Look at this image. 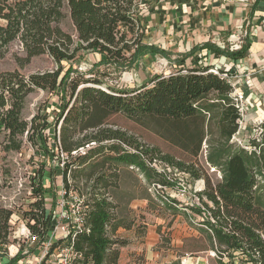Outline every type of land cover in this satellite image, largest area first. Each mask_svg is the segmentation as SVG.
Listing matches in <instances>:
<instances>
[{"label": "trees", "instance_id": "16d2710c", "mask_svg": "<svg viewBox=\"0 0 264 264\" xmlns=\"http://www.w3.org/2000/svg\"><path fill=\"white\" fill-rule=\"evenodd\" d=\"M159 1L0 0V59L18 45L23 54L16 55L21 67L43 55L56 63V69L30 75L17 69L0 72V152H20L25 142L30 143L51 164L58 161L51 174L61 168L66 197L76 192L83 199L82 225H71L66 236L52 242L50 252L70 248L68 264H118V246L123 243L113 236L120 227L131 228L127 213H133L126 202L125 217H121L120 205L113 201L120 168L143 176V198L149 209L156 203L149 192L152 188H179L176 179L159 170L161 165L176 167L194 180L202 174L194 164L159 155L156 148L114 129L110 120L123 115L151 127L194 157L205 142L207 162L220 172V181L206 178L204 189L196 193L202 206H187L202 218L196 227L199 236L185 238L176 250L192 255L213 250L220 264H264V141L254 137L249 148L232 141L242 115L229 80L233 67L220 64L224 58L242 61L250 44L246 40L233 50L206 41L175 55L146 38L149 15ZM66 19L73 32L63 28ZM90 53L98 59L89 71L94 76L87 77L78 66ZM145 55L164 58L171 72L130 88L105 81L108 70L133 69ZM101 66L104 73L99 71ZM38 89L57 98L54 124L45 125L38 115L24 116L29 95ZM89 144L85 154L73 155ZM57 151L65 154L64 160ZM45 172H35L29 191L33 201L23 213L36 237L28 252L38 251L37 257L51 235L58 205L56 197L48 195L53 189L46 185ZM69 175L85 177L86 196L70 188ZM9 176L10 170L0 165V189ZM49 198H53L50 206ZM168 200L167 208L174 215L181 213L182 204ZM13 215L14 210L0 199L1 264H19L28 256L22 249L14 256L8 253ZM158 233L163 237L161 227Z\"/></svg>", "mask_w": 264, "mask_h": 264}, {"label": "rangeland", "instance_id": "374dc122", "mask_svg": "<svg viewBox=\"0 0 264 264\" xmlns=\"http://www.w3.org/2000/svg\"><path fill=\"white\" fill-rule=\"evenodd\" d=\"M63 28L69 32L74 31L69 19L63 23ZM148 37L154 38L155 36L152 32H148ZM166 46L169 51L175 55L178 54V51L171 50L170 46ZM16 55L22 56L23 54L18 45H13L10 52L3 59H0V72L17 69L24 75H30L56 69V63L49 56L34 57L29 64L21 67ZM96 59L98 57L90 53L85 60L79 63L78 69L87 74V77L94 76V74H89V71ZM171 67L170 63L160 56L145 55L133 69L123 73H117L111 69L108 70L110 73L108 76L107 74L104 75H106L105 81L110 85L130 88L140 86L145 80L156 74H168L172 70ZM99 71L104 73L105 67L101 66ZM233 84L237 85V82H233ZM253 93L255 96L253 103L261 104L259 107L261 112L252 105L253 103L246 100L247 111L241 116L238 132L232 139L240 147L249 148V142L254 137L264 141V91H258V93L254 91ZM56 101L57 98L52 96L51 92L35 90L28 97L24 116L31 119L38 115L40 121L45 125L54 124L56 109H58ZM110 123L109 126L114 129H121L128 135L135 136L139 142L156 148L159 155H168L185 164H194L195 169H198L199 173L202 174V178L198 180L184 177V183L179 185V188L166 187L157 190L152 188L149 192L155 197L156 203L153 209H149L148 201L143 198L144 187H146L143 176L135 171L131 172V170L120 168L118 186L112 190L113 201L120 205V210L117 213L121 217H125L126 202H129L133 213H127V224L131 225V228L120 227L113 236L120 243H123L118 246L120 250L118 264H220V260L213 250L196 252L193 255L176 250L183 246L185 238L199 236L196 227L199 226L198 223L202 221V218L187 206L193 204L202 206L196 193L204 189L206 178H209L212 183L220 181L221 174L219 171L207 162L208 145L204 142L200 154L194 157L165 140L151 127L140 125L123 115L114 116ZM56 153H59L60 157L65 156L60 151ZM57 162L54 160L51 164L49 160L37 153L36 148L28 142L24 143L20 152L9 154L0 152V165L4 170H10V176L4 178L7 179L5 180L7 182L0 189V197H6L7 202L16 207V215L11 224V243L7 248L10 255L17 254L21 249L29 255L28 249L29 246H32L26 235H23L24 224L27 226L28 222L23 213L29 211V204L33 201L30 198L29 190L37 170L44 169L46 171V185H52L53 189L48 195L56 197V201L59 200V185L63 184L62 170L59 168L54 175L51 174V167L57 165ZM68 184L71 189L86 196L87 183H85V177L69 175ZM170 198L176 199L182 204L179 206L182 214L174 215L172 210L167 208L170 204L168 200ZM51 199L53 198L48 199L49 206ZM159 227H161L163 237L158 233ZM60 256V253H56L55 256L48 259L46 264H59ZM36 259L35 263L38 264L39 257Z\"/></svg>", "mask_w": 264, "mask_h": 264}, {"label": "crops", "instance_id": "0c3cea01", "mask_svg": "<svg viewBox=\"0 0 264 264\" xmlns=\"http://www.w3.org/2000/svg\"><path fill=\"white\" fill-rule=\"evenodd\" d=\"M255 4L256 0H160L149 15L146 38L178 53L206 41L240 49L247 40L250 48L245 59L235 63L224 58L220 64L233 67L230 81L237 82L238 91L253 103V92L264 91V0L258 1L253 12ZM148 32L155 37H148ZM252 105L260 111L261 104ZM37 255L38 251L29 252L19 264H36Z\"/></svg>", "mask_w": 264, "mask_h": 264}, {"label": "built area", "instance_id": "2783aa9c", "mask_svg": "<svg viewBox=\"0 0 264 264\" xmlns=\"http://www.w3.org/2000/svg\"><path fill=\"white\" fill-rule=\"evenodd\" d=\"M232 85L234 87L233 97L235 98L237 107L239 108L241 115L243 116V114L247 111V105L245 103L246 102L245 94L241 91H238L235 84L232 83ZM91 144H94V143H91ZM89 147H90V144L87 145L85 148H80L78 151H74L73 155L85 154L86 149ZM64 157L65 156L62 155L63 160H64ZM63 165H64V161H62L61 163V166ZM158 168L159 170H165L170 176L176 179L178 185H181L182 183H184V179H185L184 177H187V178L189 177V175L185 173L184 171H181L178 168L172 167L167 164L161 165ZM59 196L60 198L58 200V205L56 208V218L53 221V229H52L50 237L48 238L47 241L44 242V245L41 247V253L39 255L38 264H46L48 259L52 256H55L56 253L58 254L60 253L61 255L59 258V264H68L72 257V252L70 248H56L55 250H53V252H50L51 244L54 240H57L59 238H63L64 236H66L69 233V228L71 225L80 227L83 223V208L81 206L83 199L81 198V196L76 192H71L69 196L66 197V190L63 184L60 187ZM0 199L2 203L5 205V207L14 210V215H13V218H14V216L16 215L15 205L7 202L6 197L1 196ZM12 223H13V220H12ZM24 230L25 231L23 235H26V238L30 241V243L35 242L36 237L31 234L30 229L25 224H24Z\"/></svg>", "mask_w": 264, "mask_h": 264}]
</instances>
